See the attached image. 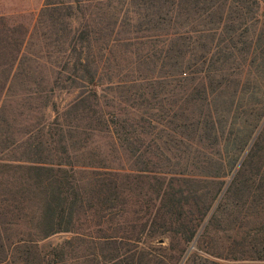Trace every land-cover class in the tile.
<instances>
[{
    "label": "trees",
    "instance_id": "16d2710c",
    "mask_svg": "<svg viewBox=\"0 0 264 264\" xmlns=\"http://www.w3.org/2000/svg\"><path fill=\"white\" fill-rule=\"evenodd\" d=\"M182 257L264 264V0H45L0 27V264Z\"/></svg>",
    "mask_w": 264,
    "mask_h": 264
},
{
    "label": "rangeland",
    "instance_id": "374dc122",
    "mask_svg": "<svg viewBox=\"0 0 264 264\" xmlns=\"http://www.w3.org/2000/svg\"><path fill=\"white\" fill-rule=\"evenodd\" d=\"M45 0H0V27L9 26H17L22 25L31 32L33 30L34 25L36 24V20L38 17V13L43 6ZM29 34V33H28ZM45 70V71H44ZM21 71H33L37 75L46 74L47 71L44 68H34V67H26ZM78 91L74 89H70L69 92L66 91H56L52 97V101L55 102L59 109H62L75 95H77ZM49 114H53L52 112L48 111ZM72 235L68 233H60L53 235L46 239L44 242L45 244H57L62 242L66 238H70ZM160 242V241H159ZM164 246H168V240L165 239L163 242ZM193 247H190V250ZM188 251V252H189ZM152 255L156 254L157 256H167L166 254H173L177 256V252L172 251H165V250H158L153 249ZM201 255L208 256V254H204L203 252ZM186 257V256H185ZM185 257L181 259L180 264L184 262ZM216 260V259H215Z\"/></svg>",
    "mask_w": 264,
    "mask_h": 264
}]
</instances>
